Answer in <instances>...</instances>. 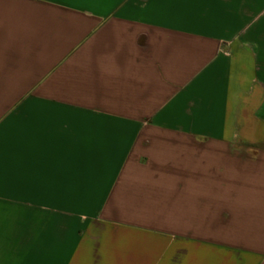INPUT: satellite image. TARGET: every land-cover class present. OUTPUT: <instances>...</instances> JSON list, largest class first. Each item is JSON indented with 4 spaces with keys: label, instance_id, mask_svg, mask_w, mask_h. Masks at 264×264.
<instances>
[{
    "label": "crops",
    "instance_id": "0c3cea01",
    "mask_svg": "<svg viewBox=\"0 0 264 264\" xmlns=\"http://www.w3.org/2000/svg\"><path fill=\"white\" fill-rule=\"evenodd\" d=\"M0 264H264V0H0Z\"/></svg>",
    "mask_w": 264,
    "mask_h": 264
}]
</instances>
